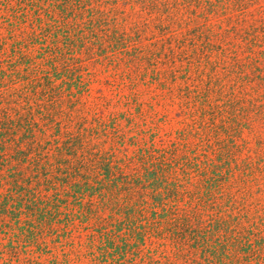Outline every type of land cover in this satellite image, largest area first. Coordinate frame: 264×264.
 Returning a JSON list of instances; mask_svg holds the SVG:
<instances>
[{"label":"rangeland","instance_id":"obj_1","mask_svg":"<svg viewBox=\"0 0 264 264\" xmlns=\"http://www.w3.org/2000/svg\"><path fill=\"white\" fill-rule=\"evenodd\" d=\"M13 134L40 176L76 154L132 182L149 155L178 183L166 215L185 235L157 209L105 196L78 216L62 194L40 224L0 215V264H264V0H0V135Z\"/></svg>","mask_w":264,"mask_h":264},{"label":"trees","instance_id":"obj_2","mask_svg":"<svg viewBox=\"0 0 264 264\" xmlns=\"http://www.w3.org/2000/svg\"><path fill=\"white\" fill-rule=\"evenodd\" d=\"M7 139L9 140L6 141ZM20 139L18 135L14 134L11 137L0 135V154L2 150H7L5 155H0L2 164L6 166V172L0 175V185L3 187V193H0V215L14 217V220L17 221V218L23 214L25 219L35 220L36 224H40L42 219L44 220L50 215L49 213H53V210L58 212L61 202L59 197L62 194L66 200L68 199L66 203L63 201L62 204L68 205L69 202H72L71 209L78 216L84 215L86 212L92 213L90 204L92 199L94 203L96 199L102 200L105 196H109L115 200L112 202L113 204L118 207L121 205L127 209V211H123L125 214L129 210H133L136 204L138 210L150 208L151 212L155 213L154 209H157L156 218H159V221L163 219L169 226L172 225L171 231H177L173 238L176 241H181L180 238H184L185 232L177 229H183L179 226L183 222L178 221L181 214L174 213L177 216L171 218L166 215V203L178 198V183L173 180L172 173L162 172L164 168L157 166V163H154V158H149L148 155L144 160L146 162L143 161L144 166L141 174L135 173L136 175L133 176V173L130 172L133 176L132 182L125 181L126 173L116 163L112 165L101 159H97L98 161L92 159L93 166L90 168L89 163L79 161L77 164V161L74 162L73 158L76 157V154H73V157L71 155L66 157V161L61 162L60 160L55 163L56 175L45 176L44 174L40 176L39 170L43 167L41 154H33L34 147L31 144L27 146L21 137ZM62 155L61 149L58 158ZM22 163L31 166L29 167L31 175L28 174L24 178L25 186L22 183V177H20ZM144 193L147 199L143 207L131 201L130 197L133 198L134 194L144 196ZM29 220L19 226L23 228L27 224L28 227L25 230L34 228L33 224L35 223L31 224V220ZM109 246L115 248V245Z\"/></svg>","mask_w":264,"mask_h":264}]
</instances>
